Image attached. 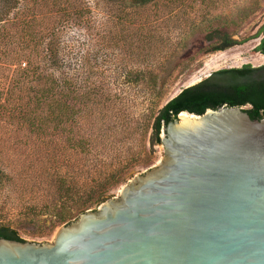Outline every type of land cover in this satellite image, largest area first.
<instances>
[{"label": "rangeland", "instance_id": "rangeland-1", "mask_svg": "<svg viewBox=\"0 0 264 264\" xmlns=\"http://www.w3.org/2000/svg\"><path fill=\"white\" fill-rule=\"evenodd\" d=\"M31 1L22 0L8 18H36L32 30L54 21L57 38L52 44L60 60L37 53V61L53 65V77L63 82L72 123L62 124V130L49 124L44 136L15 124L0 127V167L14 174V185L0 189V216L22 241L43 243L76 218L58 224L50 215L27 213L50 199L49 177L39 171L47 169L46 159L66 166L65 172L78 179L74 188L79 192V187L119 170L124 181L106 195V200L117 199L128 181L163 157L161 145H149L150 125L162 105L213 71L264 65V56L254 51L264 35H256L264 25V0H154L140 8L128 0H68L85 10L81 18L68 21L59 19L50 0L37 5ZM1 26L0 38L14 41L20 35ZM214 29L245 41L206 53L204 35ZM21 59L1 51L0 67ZM8 76L9 71L0 69V92L9 87ZM25 174L33 181L21 189Z\"/></svg>", "mask_w": 264, "mask_h": 264}, {"label": "water", "instance_id": "water-1", "mask_svg": "<svg viewBox=\"0 0 264 264\" xmlns=\"http://www.w3.org/2000/svg\"><path fill=\"white\" fill-rule=\"evenodd\" d=\"M163 157L50 242L0 239V264H264V119L178 113Z\"/></svg>", "mask_w": 264, "mask_h": 264}, {"label": "trees", "instance_id": "trees-1", "mask_svg": "<svg viewBox=\"0 0 264 264\" xmlns=\"http://www.w3.org/2000/svg\"><path fill=\"white\" fill-rule=\"evenodd\" d=\"M22 0H0V24L2 30L8 27L16 35L14 41L10 37L6 40L0 38V52L18 54L22 61L15 65L7 64L0 67L9 71L8 85L0 92V127L6 124H15L19 128L27 129L37 135L44 136L49 124L52 129L62 130L61 125L72 123V107L66 103L63 95L64 86L61 80L53 77V65H46L38 60V54L49 60L57 61L58 49L54 44L57 38L54 21L45 25L41 30H32L36 18L13 19L8 18L18 8ZM154 0H128V5L140 8L153 3ZM37 5L44 0H33ZM51 9L61 21L77 20L83 16L85 10L69 4L68 0H50ZM249 13L242 15L238 21H243ZM32 17V16H31ZM19 28V31L15 30ZM264 33V25L258 33ZM207 42V52L223 51L234 45L241 44L245 40L236 41L228 34L214 29L204 35ZM255 52L264 56V35L254 48ZM26 54V55H25ZM18 58V57H17ZM60 60V59H59ZM222 106L239 107L243 111L251 112L258 120L264 119V65L250 67L243 65L239 68L220 69L211 72L198 83L181 89L174 97L162 105L150 125L151 133L149 145H161L160 132L170 121L174 120L178 113L201 115L206 110H215ZM245 107V108H244ZM6 125V126H7ZM47 169L39 167L42 175L49 177L47 187L50 191V199L39 209L28 210L31 216L50 215L58 224L69 222L70 219L87 211L93 206H98L106 200L110 188L123 182L119 170L102 175L94 185L81 189L74 188L78 179L65 171L66 166H59L52 160L46 159ZM1 166V165H0ZM63 167V174L60 173ZM21 173L17 174L20 176ZM13 175L0 167V189L14 185L11 183ZM25 174L26 181L20 179L18 185L23 189L24 185L32 182V177ZM35 176H39L35 174ZM29 179V180H28ZM68 179V183H66ZM92 182V180H91ZM15 184V187L18 188ZM35 189V186L32 187ZM0 216V239L22 242L16 233L2 223Z\"/></svg>", "mask_w": 264, "mask_h": 264}]
</instances>
